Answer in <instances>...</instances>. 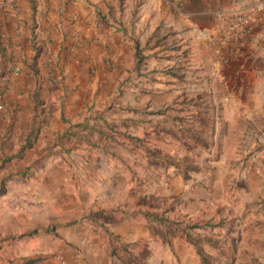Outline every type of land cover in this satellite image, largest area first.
<instances>
[{"label":"crops","instance_id":"1","mask_svg":"<svg viewBox=\"0 0 264 264\" xmlns=\"http://www.w3.org/2000/svg\"><path fill=\"white\" fill-rule=\"evenodd\" d=\"M251 1L0 0V155L39 163L40 175L4 187L5 227L34 228L46 206L39 200L56 192L60 169L73 183L68 207L81 196L91 210L66 227L75 246L64 250L69 264H170L167 224L183 209L167 195L183 171L169 164L157 172L159 154L145 135L157 113L207 119L221 106L227 117L241 107L250 108L245 116L261 111L251 101H264V19L253 13L258 26L249 42V62L261 69L237 75L219 63L216 43ZM191 150L182 160L188 164L197 161ZM11 199L21 200L20 213L10 211Z\"/></svg>","mask_w":264,"mask_h":264},{"label":"rangeland","instance_id":"2","mask_svg":"<svg viewBox=\"0 0 264 264\" xmlns=\"http://www.w3.org/2000/svg\"><path fill=\"white\" fill-rule=\"evenodd\" d=\"M257 1L260 0L242 3L248 6L235 12L252 13L254 20L248 37L240 40V36L225 38L223 34L216 41L222 50L219 63L232 65L238 70L237 75H241L245 69L249 70V66L251 69H261L258 61L252 64L249 62V42L258 26L253 15ZM248 8L252 12H248ZM228 25L229 22L227 29ZM161 51L165 52L164 49ZM177 53V50L167 52L173 55ZM222 75L224 78L225 74ZM254 99L252 104L263 108L261 111L260 108L252 111L249 116L245 115L250 108L242 111L244 107H241L239 112L227 117L224 106L221 105L219 112L206 115L207 119L196 118L193 112L185 111L176 116L157 113L156 127L151 134L154 137L145 135L150 137V144L156 155H160H153L156 162L152 164L157 167V172L160 170L159 166L168 167L169 164L171 169L175 170L177 167L183 171L181 177L177 172L173 174L177 176L172 180V186L176 189L167 195L174 209H183L172 214L167 224L170 230L167 239H171L167 247L172 253L170 264H264V101L262 103L261 97ZM237 100L245 106L249 104L245 97H238ZM230 104L233 105V102ZM211 108L215 109V104H211ZM190 148L198 150L192 156L197 157V161L194 159L188 164L182 160L189 150L192 151ZM163 154L171 159L167 160L165 156L164 161ZM4 158V155H0V189L24 184L25 177L27 180H40V175L36 173L39 163L20 161L17 157L9 160ZM46 164L50 166L52 163ZM138 165L143 164L140 161ZM27 169L28 172L29 169L33 170L28 176L25 174L28 173ZM57 171L54 182L56 192H46L44 200H39L42 201L40 204L44 203L46 206L41 210L42 218L33 228L40 230L38 233L25 236L28 231L26 229L23 230L24 233H20L18 227H5L4 219L7 217L0 209V264L39 254L51 264H63L58 255L69 264L70 260L63 254L64 250H68L66 246L71 247L73 243L65 238L66 227L77 222L78 218L90 214L91 210L85 207L87 198L82 197L80 200L81 196L78 195L79 198L74 196L75 204L71 203L68 207L72 196L68 194L70 188L67 184L73 183H69L65 171ZM145 176L146 173L138 179ZM162 180L163 178L155 179L160 185ZM165 180L168 181L166 178ZM1 194L0 198L3 197ZM14 195L20 198L19 194ZM177 198L178 202L175 203ZM20 201L11 199L10 204H13H9L10 211L16 209L20 213ZM2 204L0 202V206ZM9 219L13 220L11 217ZM161 263L163 264L162 261Z\"/></svg>","mask_w":264,"mask_h":264},{"label":"built area","instance_id":"3","mask_svg":"<svg viewBox=\"0 0 264 264\" xmlns=\"http://www.w3.org/2000/svg\"><path fill=\"white\" fill-rule=\"evenodd\" d=\"M254 9L258 13L259 17L264 19V0L257 1L254 4ZM253 20L254 18L252 16V13H235L229 19L228 30L225 34V38L240 36V40H243V38L248 37L251 32ZM18 70L19 67L16 66L12 71L17 72ZM6 76L7 73L4 74L3 79H6ZM81 243L90 244L86 240H82ZM58 257L61 258V263L66 264V261L65 259H63V257H61L60 255H58Z\"/></svg>","mask_w":264,"mask_h":264},{"label":"trees","instance_id":"4","mask_svg":"<svg viewBox=\"0 0 264 264\" xmlns=\"http://www.w3.org/2000/svg\"><path fill=\"white\" fill-rule=\"evenodd\" d=\"M4 191V188L2 187L0 189V193ZM196 246H198V243L194 242ZM13 264H51L48 260L44 258L42 255H35V256H27L24 258H21L19 260H15Z\"/></svg>","mask_w":264,"mask_h":264}]
</instances>
